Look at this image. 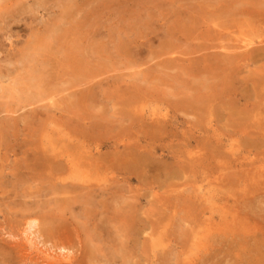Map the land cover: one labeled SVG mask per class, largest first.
Masks as SVG:
<instances>
[{
    "label": "rangeland",
    "instance_id": "1",
    "mask_svg": "<svg viewBox=\"0 0 264 264\" xmlns=\"http://www.w3.org/2000/svg\"><path fill=\"white\" fill-rule=\"evenodd\" d=\"M230 3L231 0H2L0 130L5 137H0V228L16 227L23 210L37 206L46 212L40 217L47 213L56 215L71 240L77 241L80 236L88 245L89 236L95 237L101 231L96 229L99 226L105 240H109L107 234L110 240L115 239V244L106 245L109 251L113 249L107 251L110 257L104 260L96 255L92 264H148L142 248L150 232L155 234L154 239L159 237L171 243L165 242L154 249L149 263L181 264L185 256H180L181 248H175L174 240H186L185 232L198 208H202L201 203L203 207H212L214 213L204 208L198 219L213 222L222 220L232 204L218 196L217 200H207L219 194L220 188L209 185L201 172L195 179L194 168L184 158L191 159L197 151L202 153L204 143L215 144L219 140L220 146H213L218 147L215 161H204L212 164L207 168L219 167L249 151L256 153L255 149L264 152L261 138L253 145L243 132L227 127L222 119L228 112L241 110L243 102H232L240 97L238 92V96L232 97L217 95L212 104L213 116L205 108L196 111L191 100L182 102L185 96L181 86L197 85L207 78L209 69L205 67L216 60L180 62V69L178 63L169 60L176 56L184 60L197 58L208 52L201 50L204 46L219 51L221 46L257 42L258 36H264V23L257 26L256 18L224 11ZM204 7L207 9L202 10ZM175 64L177 67H173ZM257 67L242 69L240 78L250 77ZM240 68L243 66L237 71ZM213 81L220 85L221 80ZM232 86L233 90L241 91L249 85L239 82ZM221 90L218 86V92ZM255 95L254 89L249 92V96ZM34 108L32 122L26 114L14 119ZM126 113L137 119L142 128H148L154 119H162L166 114L178 117L173 124L168 123L166 133L160 137L164 141L157 142L161 146L151 155L164 163L165 171L138 173L151 182L152 188L139 189L136 180L130 184L124 181L106 184L102 188H107L108 195L101 200L107 206L105 203L88 214L84 212L86 191L75 194L66 189L50 191L46 181L32 183L18 177L16 181L15 176H9L13 165L26 155L43 153L51 147L61 152L64 143L71 147L76 142L73 131L91 132L93 127L101 126L104 132H117L114 128L130 123ZM109 150L103 149L96 156ZM122 151L123 148L117 152ZM173 155H180L181 159L174 160ZM20 166L14 167V174ZM170 170L177 171V175L168 177ZM232 172L228 169L225 174ZM178 187L177 193L172 192ZM115 192L116 197L123 198L132 193L146 196L137 205L138 216L143 221L139 225L142 231L136 232L137 240L133 242L136 249L125 250V257L122 250V255L115 250L124 238L121 234L126 232V224L114 214L109 199ZM262 198L260 208L264 210V195ZM66 203L72 209L64 211ZM144 220L150 228L144 229ZM3 245L0 238V246ZM3 259L0 257V264H4Z\"/></svg>",
    "mask_w": 264,
    "mask_h": 264
},
{
    "label": "bare ground",
    "instance_id": "2",
    "mask_svg": "<svg viewBox=\"0 0 264 264\" xmlns=\"http://www.w3.org/2000/svg\"><path fill=\"white\" fill-rule=\"evenodd\" d=\"M231 1L232 4L227 5L228 8H225L224 11L242 14L250 19L256 18L257 26L264 23V0ZM1 2L2 0H0ZM206 9L207 7H204L202 10ZM249 22L255 24L252 20ZM258 38L257 42L242 41L231 47L219 46V51H215L213 46H204L201 50L204 49L208 52L193 59L187 58L184 60L177 56L169 59L171 62L178 63V69L181 68L179 66L181 65L180 62L192 63L198 59L210 62L217 61H214L215 65L212 62L205 67V70L206 68L209 69L207 78L201 79L197 85L184 84L181 86L184 88L183 95L185 96L182 102L191 100L196 111L205 108V111L208 109V115L213 116L212 104L218 99L217 95L232 97L238 96V92L240 97H235L237 100L233 98L232 102H243L241 110L228 112L222 119L225 120L227 127L236 132L238 131L240 134L243 132L253 145H256L258 138H261L264 142V36H258ZM176 65L173 67H177ZM251 65H259V67L255 69L256 71L250 77L241 79L242 69L247 70ZM240 66H243V68L237 71ZM210 69L213 72H210ZM214 79H217V81L219 79L218 82L221 80L224 84L220 82V85H218L217 82L213 81ZM239 82L241 85L249 86L241 91L239 89L233 90L234 88L231 85ZM218 86L222 87L219 92ZM216 88L217 90H215ZM253 89L256 95L249 96V92ZM31 110L30 113L28 111L24 112L14 119L21 118L26 114L32 122L35 118L32 116V112H35L36 109ZM126 115L130 123L126 127L114 128L117 132H104V129L99 125V127H93L91 132L73 131L76 142L71 147L64 143L63 147L65 149H61V152H55V149H51V147L43 153L34 152L32 156L26 155V158L20 159V161L18 159L13 165L19 167L20 163L23 162L17 170L18 173L14 174L16 171L12 166L13 170H11L9 176L11 178L15 176L16 181L17 177L20 181L24 179L25 182L31 181L32 183L46 181L50 185H47V190L50 191L57 189L58 192H62L66 189L73 194L86 191L84 212L88 214H91L95 208L105 206V203L107 206V202L101 200V198L103 199L108 195L107 188H102L106 184L111 185L120 181L130 184L136 180L139 189L151 187V182H146L145 177H141L144 175L141 174L140 176L138 173H146L147 170L158 173L165 171L164 163L151 155L158 150V146H161L157 142L164 141L160 137L166 133L168 123L172 122L173 124L174 121L178 120V117L173 115L171 118L166 114L162 119H154L148 128H142L138 124L139 121H135L137 119L130 113H126ZM1 119L4 120V118ZM210 122L212 123L211 119ZM2 132L3 130H0V137L4 138ZM143 142L145 145H142ZM208 142L210 144L204 143L202 145V153L197 151L191 159L184 158V161L189 162L190 167L194 168L195 179L201 172L208 179H205V181H208L209 185L213 184L220 188L219 194L212 195L207 200H217L215 197L218 196L220 200L231 201L232 204L228 208V212H224L225 216L222 220L213 222L212 220L201 221L198 219V213L204 208L214 213L212 207H203L201 203L202 208H198L194 221L190 222L185 232L186 240L184 242L177 238L174 240L175 248H181L179 251L180 256H185L181 264H264V214L262 213L264 210L260 208V203H263L262 196L264 195V152L259 153L255 149L256 153L249 151L246 154L244 153L241 158L232 159L233 161L225 162L219 167L207 168L216 159L215 153L218 151V147L214 148L213 146H220V140L219 143L216 142L215 144H211L213 143L211 141ZM121 148H123V151L117 152ZM103 149L111 150L103 155L96 156V153ZM173 158H175L174 160L181 159V156L173 155ZM210 160L211 162L208 164L204 162ZM228 169H232L233 172L225 174ZM174 174L176 176L177 171L170 170L168 177H173ZM165 175L167 176V174ZM160 184L158 183V186L161 188L163 182ZM178 189L179 187L172 190V192L177 193ZM44 190L46 191V189ZM116 194L117 192L111 194L112 196L109 199L112 203H110L113 210H115L114 214H118V217L120 216L126 224V232L121 234L118 230L120 226L117 227L118 234L124 235V238L120 243L117 240L118 236H116V241L121 246H116L115 250L119 254L123 251L124 256L122 257H125V250L130 251L131 249L132 251L136 249L133 242L137 240L135 236L138 233L136 232L142 231L139 225L143 221L138 216L137 205L139 201L141 202V197L146 198V196L145 193L143 195L132 193V196L123 198L116 197ZM115 198L117 199L115 200ZM121 205H124V207ZM69 207H71L69 203H66L64 211L65 209H72ZM39 208L37 206L25 208L21 215V221L16 227L1 226L0 238L4 245L0 246V257L4 258V264H92V260L96 255L103 257L104 260L108 259V252L113 249L109 251L106 245L115 239H112V237V240H110L109 234H107L106 237L109 240H105V237L102 236L101 226H96L98 227L96 229H101V231L98 232V235L95 233V237L89 236V243L86 245L82 242L83 239L80 236L77 237V241L71 240L73 238L67 236L56 215L47 213L44 214V217H40L41 213L46 212ZM115 215L114 220H117ZM148 217L150 216L148 215L147 219ZM142 225L144 229L151 227L145 220ZM148 236H150L149 239H145V242H143L142 253L146 256V262L150 264V254L154 249H157L158 246H164L165 242L170 244L171 241H165L159 237L154 239L155 234L153 232H150ZM114 242L113 244H115Z\"/></svg>",
    "mask_w": 264,
    "mask_h": 264
}]
</instances>
